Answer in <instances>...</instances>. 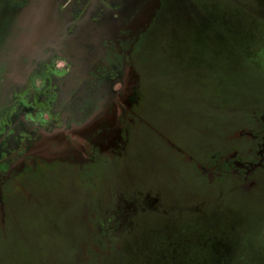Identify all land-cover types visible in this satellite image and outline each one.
Masks as SVG:
<instances>
[{"label":"rangeland","instance_id":"rangeland-1","mask_svg":"<svg viewBox=\"0 0 264 264\" xmlns=\"http://www.w3.org/2000/svg\"><path fill=\"white\" fill-rule=\"evenodd\" d=\"M9 1L0 0V64ZM205 13L204 27L184 31V16ZM133 61L141 121L125 157L23 179L0 218V264H192L184 259L195 254L194 264L264 263V175L250 190L230 176L208 184L182 157L227 152L230 131L264 108V0H167L159 29L138 41ZM156 189L176 207L171 228H158L164 219L137 228L124 220L113 231L114 205ZM97 241L104 247L91 250Z\"/></svg>","mask_w":264,"mask_h":264},{"label":"flooded vegetation","instance_id":"flooded-vegetation-1","mask_svg":"<svg viewBox=\"0 0 264 264\" xmlns=\"http://www.w3.org/2000/svg\"><path fill=\"white\" fill-rule=\"evenodd\" d=\"M124 2L125 0H10L7 2V5L11 6L9 21L11 28L4 30L10 36L8 45H5L4 60L0 64V120L4 117H12L15 113L19 115L24 111L31 119L47 129L68 128L70 122L74 124L83 122L102 99L97 96L98 94H78L77 90L84 82V77L89 76L87 83L97 87L98 91L105 88L109 92L106 97L115 100L116 93L121 90V85L115 81L125 65L135 71L137 99L136 102L127 105L120 104V113L116 112L111 121L114 125L120 124L118 131L115 128L111 130L108 126L95 129L91 137L84 140L76 157L49 163L28 155L22 148L6 152L0 160V218L8 211L6 198L10 196V191L14 189L21 191L23 179L32 177L39 171L55 167L84 170L99 164L114 165L125 157L127 147L134 135L135 125L141 121L137 108L142 101V93L133 52L142 37L159 29L162 7L167 0H159L158 8L155 9L150 23L144 29L135 30L129 26L121 28L120 37L107 41L103 53L98 46H78V49L88 50L89 63L84 66L87 71L76 80L78 87L70 88V93H65L67 89L65 79L74 66V60L80 57V52L76 55L75 50L73 51L64 40L67 33L97 32L91 28V25L96 26L107 14L111 19L118 18L117 12L123 8ZM39 11L43 13L51 11V15L47 18L44 13V18H39ZM194 17H197V20H193ZM184 18L181 20L185 24L184 31L191 23L199 22L204 27L210 21L206 13L199 17L196 14L195 16L189 14ZM50 25H56L57 29ZM27 66L32 67L28 72V81L20 87L17 100H14L12 96L14 80L11 72L15 68L25 70ZM225 149L227 152L212 154L211 151L205 161L192 159V156H187L185 153L182 157L185 163L193 164L195 174L208 184L230 176L236 181L238 188L250 190L255 186L256 178L264 175V108L252 109L250 120L230 131ZM150 192L152 193V190ZM150 192L136 190L131 201L125 198L120 205H112L115 209L111 213H116L112 220L113 231L119 229L124 220L129 224L137 225L136 228L141 227L140 223L158 227L159 219H164L167 225L158 228L166 229L173 226L169 223L174 221L170 219L173 214L178 215L174 209L176 207H169L170 202L164 200L161 190H157L154 196H151ZM146 220L150 221L146 222ZM154 227L148 228V231L154 230ZM96 232L101 234L98 230ZM119 236L121 234L115 233L112 237H106L115 240ZM146 238L150 239L149 236ZM153 239L157 241L159 238L152 237L149 241Z\"/></svg>","mask_w":264,"mask_h":264},{"label":"water","instance_id":"water-1","mask_svg":"<svg viewBox=\"0 0 264 264\" xmlns=\"http://www.w3.org/2000/svg\"><path fill=\"white\" fill-rule=\"evenodd\" d=\"M158 6L159 0H125L123 8L117 12L118 18L111 19L107 14L96 26L91 25V28L97 32L67 33L65 42L73 51L75 50L76 55L80 52V57L74 60V66L65 79L67 85L65 93H70L72 87H78L77 78L83 76V73L87 71L84 66L89 63L88 50L78 49V46H98L103 53L104 44L117 36L120 37L121 28L129 26L135 30L144 29L150 23ZM44 13L47 18L51 15V11ZM44 13L39 11V18H44ZM50 26L57 29L56 25ZM51 33L56 34L57 32ZM31 70L32 67L27 66L25 70L15 68L11 72L14 80L12 93L14 100H17L20 87L28 81V72ZM88 80L89 76L84 77V82L77 90L78 94H98L97 96L102 99L99 105L84 118L83 122L77 124L70 122L68 128L47 129L31 119L30 115L24 111L19 115L15 113L12 117L2 118L0 120V160L6 152L21 148L25 149L28 155L49 163L54 160H66L78 155L84 140L91 137L95 129H103L104 126H108L111 130L115 128L118 131L120 124L114 125L111 121L116 112L120 113V104L127 105L136 102L137 99L135 71L128 65L123 67L121 75L115 81L121 85V90L116 93L115 100L106 97L109 92L105 88L98 91L97 87L87 83Z\"/></svg>","mask_w":264,"mask_h":264},{"label":"trees","instance_id":"trees-1","mask_svg":"<svg viewBox=\"0 0 264 264\" xmlns=\"http://www.w3.org/2000/svg\"><path fill=\"white\" fill-rule=\"evenodd\" d=\"M99 242H95V243H92V245H91V250H93V251H97V250H100V249H102L101 247H104V244H102L101 243V245H99L98 244ZM85 247H87V246H85ZM83 252H85L84 251V249H83ZM195 252V251H194ZM197 256L199 257V254H195V256L194 257H196L197 258ZM204 257H205V259H208L210 262H214V260L213 259H211L208 255H206V252H205V255H203ZM194 257H190V258H186V259H184V260H186V261H190V262H192V264H194L193 262H194V260L196 259V258H194ZM150 259H152L151 258V256L149 257ZM207 263H209V262H207ZM210 264V263H209ZM264 264V263H263Z\"/></svg>","mask_w":264,"mask_h":264}]
</instances>
